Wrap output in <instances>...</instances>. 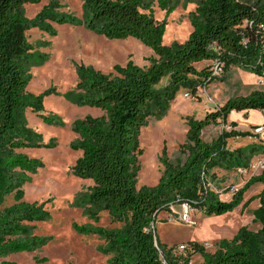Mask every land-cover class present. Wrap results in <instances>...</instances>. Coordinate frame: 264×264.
<instances>
[{
    "label": "trees",
    "instance_id": "trees-1",
    "mask_svg": "<svg viewBox=\"0 0 264 264\" xmlns=\"http://www.w3.org/2000/svg\"><path fill=\"white\" fill-rule=\"evenodd\" d=\"M42 0H0V258L13 253L31 252L38 247L27 221L46 218L38 202L23 199L27 173L35 172L42 162L30 159L17 150L38 146L39 134L28 127L24 114L30 109L43 121V94L27 91L34 64L32 46L27 39L30 27L50 30L46 18L29 22L23 7ZM170 0H159L167 8ZM145 0H83L84 26L107 39L139 40L154 53L147 66L133 61L115 65L105 75L91 66H78L75 104L102 110L98 117L87 116L74 124L79 134L76 148L82 150L73 172L90 179L94 186L88 198L89 209L107 210L111 218L122 222L117 230H99L107 242L103 252L112 255L113 264H162L154 245L152 224L161 211H170L175 204L203 209L207 215H222L243 201V194L254 183H264L262 174L254 176L230 201H223L207 186L210 171L217 166H248L253 156L264 154V143L227 149V140L251 137L249 131H223L218 138L206 142L202 131L214 124H226L232 111H264V91L229 99L224 105L206 114L204 119L188 120L186 142L188 152L182 166H174L163 152L164 172L154 186L137 188L141 128L151 116H160L180 88L196 93L222 77L231 66H240L264 77V0H198L189 14L192 32L182 43L162 44L166 21L147 13ZM173 6L167 8L170 13ZM44 13L39 15L43 17ZM57 23L81 24L71 16L53 15ZM224 63V74L213 77L210 62ZM207 63L203 69L198 65ZM167 79V83L159 86ZM230 125L236 127L235 122ZM19 171V172H18ZM14 194L12 206L1 209L5 198ZM262 197H264V192ZM261 212V209L259 210ZM167 264H189V257L199 253L201 264H264V221L258 231L242 227L230 240L219 242L214 253L198 242L183 244L185 250L173 255L177 246L163 244L156 234ZM0 264H14L1 261Z\"/></svg>",
    "mask_w": 264,
    "mask_h": 264
},
{
    "label": "rangeland",
    "instance_id": "rangeland-1",
    "mask_svg": "<svg viewBox=\"0 0 264 264\" xmlns=\"http://www.w3.org/2000/svg\"><path fill=\"white\" fill-rule=\"evenodd\" d=\"M151 4L147 13L159 21H166L162 44L170 46L184 42L192 32L189 14L196 8L198 0H170L173 6L170 13L162 8L159 0H145ZM83 0H42L38 4L23 7L29 22H39L46 18L50 30L30 27L27 39L32 46L34 64L30 69L32 79L27 91L35 95L43 94V113L47 121L27 109L24 117L28 127L40 135L38 146L17 150L30 159L41 161L35 172L27 173L29 181L23 187V199L28 203L38 202L47 213L46 218L27 221L31 235L37 238L38 247L31 252L13 253L1 261L14 264H113L112 255L105 254L103 248L107 242L103 233L123 227L115 221L107 210L92 211L88 198L94 183L75 175L73 168L82 150L76 148L79 134L74 124L87 116L98 117L102 110L74 103L78 82V66H91L105 75L112 73L115 65H125L133 61L139 66H147L153 51L139 40H112L94 33L84 26ZM44 16L39 18V15ZM53 15L71 16L83 21L81 24L57 23L47 19ZM206 62L198 65L200 69ZM224 80L216 79L205 87L204 92L213 102H207L202 96L195 99L186 97L189 89L180 88L169 108L160 116H151L141 128L139 146V170L136 186L156 185L163 172L161 157L165 151L174 166H182L188 152L181 146L186 142L188 120L204 119L207 113L224 105L229 99L245 97L254 91H264V77L240 66H231ZM167 83L164 79L159 86ZM192 93V92H191ZM257 115L241 116V124L236 127L226 124H214L203 129L202 138L206 142L215 140L223 131H249L251 137H234L227 140V149L234 151L250 145L264 143V122ZM234 122V121H233ZM264 154L252 157L247 167L242 165H224L213 168L207 177V186L218 193L223 201H230L235 191L242 189L254 176L262 174ZM19 172V171H18ZM264 183H254L243 194V201L230 212L222 215H207L203 209L190 208L189 224L182 222L179 214L183 204H175L170 211H161L157 216L156 234L167 246L189 244L191 241L202 244L206 251L214 253L219 242L230 240L242 227L258 231L264 221ZM14 194L8 195L1 209L15 204ZM261 209V212L259 210ZM171 215L172 220L168 219ZM189 264H201L199 253L189 257Z\"/></svg>",
    "mask_w": 264,
    "mask_h": 264
},
{
    "label": "built area",
    "instance_id": "built-area-1",
    "mask_svg": "<svg viewBox=\"0 0 264 264\" xmlns=\"http://www.w3.org/2000/svg\"><path fill=\"white\" fill-rule=\"evenodd\" d=\"M261 28L264 29V26L262 25ZM210 71L212 74L211 75L212 78L213 77H221L224 74V63L218 59H215L214 61L210 62ZM205 87L206 86L198 87L196 93H193V92L191 93V92L187 91V92H185V96L191 97L192 99H195L198 95L203 97V95L205 94L204 92H206ZM204 96H205L204 98H206L205 100H207V102H213V100L208 95L205 94ZM202 134H203V131H202ZM183 206H184V210H183V212H181L179 214V218L182 222L189 224V222H190V218H189L190 212L189 211L190 210L188 209L187 204H183ZM169 218L170 219H168V220L173 221L171 215L169 216ZM155 225H156V223L152 224V226H151V230L154 233V245H155L156 249L158 250V253L162 259V264H167V260L164 258L163 252H162V250H161V248L158 245L157 240H156V226ZM184 250H185V246L183 244H181V245H178L173 250L172 253H173V255L176 256V254L181 253Z\"/></svg>",
    "mask_w": 264,
    "mask_h": 264
},
{
    "label": "crops",
    "instance_id": "crops-1",
    "mask_svg": "<svg viewBox=\"0 0 264 264\" xmlns=\"http://www.w3.org/2000/svg\"><path fill=\"white\" fill-rule=\"evenodd\" d=\"M258 113H261V111H258V110H249V111H244V112L232 111L229 115L228 121L229 122L234 121V122H237L238 124H241V122L237 120V117L241 116V120H244L245 115L249 114L251 116V115H257ZM261 121L264 122V115H262Z\"/></svg>",
    "mask_w": 264,
    "mask_h": 264
}]
</instances>
